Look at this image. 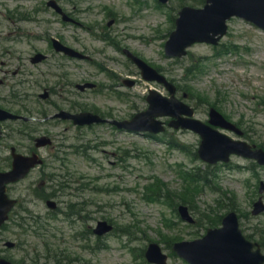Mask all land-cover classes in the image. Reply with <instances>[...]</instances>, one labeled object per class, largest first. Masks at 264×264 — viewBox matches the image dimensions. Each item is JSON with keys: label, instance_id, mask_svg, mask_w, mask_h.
<instances>
[{"label": "rangeland", "instance_id": "1", "mask_svg": "<svg viewBox=\"0 0 264 264\" xmlns=\"http://www.w3.org/2000/svg\"><path fill=\"white\" fill-rule=\"evenodd\" d=\"M47 1L0 0V51L5 55L3 58L14 63V69H24V65H27V72L34 69L29 61L25 64L24 58L35 49L51 53L53 49L49 39L60 38L89 54L92 60H66L52 52L50 61L41 65L43 73H55L59 69L74 73V84L70 85L73 91L70 95L78 101L122 117L147 106L146 100H142L140 95H134L133 90L117 88L122 77L136 75L137 72L140 74L135 65L127 62L123 48L136 52L152 65L164 66L167 75H173L184 82L181 80L185 75L183 67L189 65L194 57L187 55L182 62L174 63L163 54L164 44L172 30V15L178 11L173 7L179 6L183 0H172L171 7H159L156 0H58L82 25L62 23L53 10L47 7ZM22 16L26 20L23 21ZM111 19L115 21L108 25ZM100 32L107 35L108 40L93 34ZM223 41L233 42L241 47L215 61L208 60L216 52L213 46L200 43L191 48L190 51L196 56H202L207 64L202 72L189 77L186 82L201 92L208 93L210 99L219 102L234 120H243L251 125L255 130L252 135L262 141L264 33L243 20L234 18L229 23V33ZM84 80L100 83L101 90L78 94L75 92V84ZM54 81L55 79L49 80V83ZM147 88L148 85L137 87L138 93ZM117 89L128 95L119 99L114 92ZM205 108L203 106L199 109V117L207 118ZM63 127L64 125L54 131L57 133L55 136L58 148L60 143L75 146L73 150L71 147L64 148V162L59 161L58 167L80 182H87L84 197L90 214V227L95 226L99 219L109 218L118 227L131 223L133 231L128 235L123 232L108 235L103 239L108 247L92 251L73 238V228L65 227L62 247H68L81 264H147L142 258H135L133 250L138 248L135 251L138 254L139 248L145 247L151 239L160 241L170 256V264H186L179 257L170 254L169 244L161 240L165 235L175 233L190 239L199 229L181 221L171 204L165 205L144 197L145 186L154 177L151 176L153 174L164 179L173 189H189L194 197L192 210L196 217L214 210L226 212L227 208L218 205L225 189L236 192L239 211L251 210L253 198L257 196L259 177L264 179V167H256L250 171L249 160L233 156L228 164L210 166L208 176L213 187L204 186L203 183L192 185L190 179L184 174L180 175V171L196 170L197 166L205 168L207 164L198 156L172 148L159 139L130 135L113 130L107 125L65 132ZM171 136L194 148H198L200 142V137L189 131ZM83 143H86L84 147L88 148L91 157L76 152V145ZM29 185L30 181L19 183L16 190L27 191L25 188ZM36 188L41 190L43 185L37 183L34 192ZM175 200L180 201L179 198ZM163 214L177 221L174 228L166 225ZM55 224L52 222L53 226ZM259 224L264 225V213L257 217L250 215L241 218L243 229L251 230L254 225ZM30 239L40 241L32 235Z\"/></svg>", "mask_w": 264, "mask_h": 264}, {"label": "water", "instance_id": "2", "mask_svg": "<svg viewBox=\"0 0 264 264\" xmlns=\"http://www.w3.org/2000/svg\"><path fill=\"white\" fill-rule=\"evenodd\" d=\"M209 1L212 4L208 5L204 10L185 8L181 12L177 25L178 28L172 34L168 43V48L173 52L172 54H175V51L179 53L185 46L195 40L212 38V33H223L225 31L224 21L232 14L245 15L264 25V0ZM151 102V109L145 113V121H149L152 115L171 113L175 110L176 106L172 101L162 102L158 97H152ZM140 119L143 120V117ZM235 150L238 149L235 148ZM201 152L203 154V150ZM204 154H206L205 150ZM259 156L264 162V154L261 153ZM219 157L220 155H214L210 158L218 159ZM182 213L184 216H187L185 210H182ZM206 240L225 245L226 252L228 253V264H244L242 252L246 249V245L237 229H232L230 222L227 223L224 229L210 232ZM149 256L151 260L161 262L162 257H160L155 246L151 248Z\"/></svg>", "mask_w": 264, "mask_h": 264}, {"label": "flooded vegetation", "instance_id": "3", "mask_svg": "<svg viewBox=\"0 0 264 264\" xmlns=\"http://www.w3.org/2000/svg\"><path fill=\"white\" fill-rule=\"evenodd\" d=\"M1 83H6L5 81H2ZM5 251H6V249L5 248H1L0 249V252H2V253H5ZM11 255V254H10ZM10 255H8V256H10Z\"/></svg>", "mask_w": 264, "mask_h": 264}]
</instances>
